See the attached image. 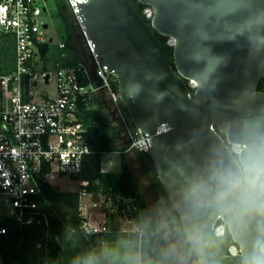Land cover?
Here are the masks:
<instances>
[{
  "label": "water",
  "instance_id": "1",
  "mask_svg": "<svg viewBox=\"0 0 264 264\" xmlns=\"http://www.w3.org/2000/svg\"><path fill=\"white\" fill-rule=\"evenodd\" d=\"M138 2L150 8L149 24L132 0L80 6L98 58L81 54L79 64L93 88L101 84L97 64L117 73L133 132L171 127L153 135L146 154L196 264H245L264 248V213L221 209L209 189L221 170L264 146V92L256 89L264 79V0ZM154 33L172 42L174 68ZM98 92L105 106L106 93ZM219 220L226 230L218 236Z\"/></svg>",
  "mask_w": 264,
  "mask_h": 264
},
{
  "label": "built area",
  "instance_id": "2",
  "mask_svg": "<svg viewBox=\"0 0 264 264\" xmlns=\"http://www.w3.org/2000/svg\"><path fill=\"white\" fill-rule=\"evenodd\" d=\"M47 1L0 0V32L12 35L15 41L13 70L0 74V237L9 229L1 224L5 220L19 224L34 221L39 182L51 185L57 178H66L67 186L77 185L73 192L77 193L83 232L102 234L111 229L138 232L132 215L133 199L117 198V204L112 207L109 196L87 190L89 182L81 174L84 159L92 151L85 140L86 129L79 108L87 103L92 92L99 96V89L104 90L105 100L121 120L127 135L125 152L147 153L153 135L167 132L171 127L162 122L156 125L153 135L133 132L119 103L120 78L105 65H96L99 88L92 87L75 57L63 63L55 62L52 71L43 70L46 57H41L39 50L45 43L50 46L52 41L45 37L44 26L48 24L42 21L43 15H49ZM88 1L64 0L82 38L86 57L96 61L95 45L87 37L80 13V6ZM144 9L142 14L150 20V8ZM166 44L171 47L172 42ZM59 46L65 48L64 43ZM53 80L54 95L36 91L39 84L49 86ZM120 204L126 206L119 208ZM225 229L223 224L217 226L216 235H222Z\"/></svg>",
  "mask_w": 264,
  "mask_h": 264
},
{
  "label": "trees",
  "instance_id": "3",
  "mask_svg": "<svg viewBox=\"0 0 264 264\" xmlns=\"http://www.w3.org/2000/svg\"><path fill=\"white\" fill-rule=\"evenodd\" d=\"M59 14L68 9L64 0H53ZM57 3V4H56ZM133 8L144 21V8L138 0H132ZM69 10V9H68ZM70 12V11H69ZM64 20V19H63ZM164 46L168 60L173 67L172 50L167 39L154 33ZM69 47V40L65 42ZM15 41L12 35L0 32V74H8L14 67ZM71 48V47H69ZM49 47H40L41 57H46ZM79 57H75L77 62ZM117 88V87H116ZM190 93L193 89L189 88ZM121 107V106H120ZM123 113H126L125 109ZM81 122L86 129L85 140L92 153L84 159L82 179L87 180V190L94 194H105L111 199V206L120 200L133 199L138 232H118L115 229L102 234H86L81 229L76 192H62L52 185L39 182L35 219L30 224H19L15 220H5L8 232L0 237V257L2 264H105L102 259V244L135 242L137 244L136 264H176L162 230L139 187L134 173L125 158V150L117 141L116 127L112 125L99 96L92 92L86 104L79 108ZM128 127L131 124L126 121ZM120 155V170L112 173L102 170L101 157L105 154ZM139 153L144 173L151 182V192L169 225L172 233L184 239L185 255L190 264H196L188 243L181 230L179 219L158 181L149 170L151 161L146 153ZM149 164V165H148ZM154 171V170H153ZM126 205L120 204V207ZM217 221L216 227L222 225ZM226 228V226H224Z\"/></svg>",
  "mask_w": 264,
  "mask_h": 264
},
{
  "label": "rangeland",
  "instance_id": "4",
  "mask_svg": "<svg viewBox=\"0 0 264 264\" xmlns=\"http://www.w3.org/2000/svg\"><path fill=\"white\" fill-rule=\"evenodd\" d=\"M47 8L49 15H43L42 21L47 23L48 26L44 29V35L47 39H51V43L46 55V64L43 70L52 71L53 64L55 62L63 63L71 57H75L74 51L69 48H60V44L68 41V32L64 20L61 19L58 12L57 6L53 0L47 1ZM145 10V9H143ZM36 91L42 93L43 91L48 92L50 95H54V80L49 86L39 84ZM116 125L115 123H112ZM124 144V143H123ZM122 144V146H123ZM231 149L234 152L239 150V147L232 146ZM102 169L107 172L118 173L120 170V155L118 153L106 154L101 157ZM135 166V167H134ZM133 166V170L137 165ZM135 177L139 187L144 192V197L148 202L161 230L165 240L172 249L174 256H179L180 252L175 250L176 241L173 240L169 225L164 219L162 211L157 204L156 198L154 197L151 190L148 189V183L145 182L142 174L135 172ZM66 178H57L51 185L62 192H73L76 191L77 185L72 183L71 186H67ZM233 250H235L233 248ZM102 257L105 264H136L137 262V249L136 243H105L102 246ZM181 262V260H180ZM183 264V261L181 262Z\"/></svg>",
  "mask_w": 264,
  "mask_h": 264
},
{
  "label": "clouds",
  "instance_id": "5",
  "mask_svg": "<svg viewBox=\"0 0 264 264\" xmlns=\"http://www.w3.org/2000/svg\"><path fill=\"white\" fill-rule=\"evenodd\" d=\"M209 195L221 209L238 204L264 213V146L253 145L235 166L221 170ZM245 264H264V248Z\"/></svg>",
  "mask_w": 264,
  "mask_h": 264
},
{
  "label": "flooded vegetation",
  "instance_id": "6",
  "mask_svg": "<svg viewBox=\"0 0 264 264\" xmlns=\"http://www.w3.org/2000/svg\"><path fill=\"white\" fill-rule=\"evenodd\" d=\"M57 9H58V7H57ZM60 17H61L62 20L64 19V22L66 24V29H67V32H68L69 47H71V48H69L66 45V43L63 42L65 44V48H69L72 51H74L75 57L78 56L80 58L81 54H84L86 56L85 51H84V47H83L82 38L80 37V35L78 33V30H77L75 24L73 23V20H72V17H71V14H70L69 10L68 9L67 10L64 9L62 14H60ZM256 89L258 91H260V92H264V79L263 78H261L258 81ZM104 108H105V110H106V112L108 114V117H109L111 123H115L116 124V125L112 124L113 126L116 127V132H117V141L116 142L118 144H121V145L123 143L126 144V142H127V137L126 136L127 135H126V133L124 131V127H123V125L121 123V120L113 112L112 107L108 104L107 101L105 102ZM139 156L140 155H139V153L137 151H128V152L125 153V158L129 162V165H130V167H131V169H132V171L134 173V177H135V172L141 173L143 178L145 179V182L148 183V189L151 190V182H150L149 178H147L146 174L144 173V169H143L142 163H141V161L139 159ZM134 165H137L135 170H133V166ZM149 168H150L149 172H150L151 176L154 179H156L155 170H154L152 164H151V166H149ZM135 179H136V177H135ZM171 234H172L173 240L176 241L175 250L180 252L179 256H174L173 253H172V249L169 246V249H170V251H171V253H172V255H173V257H174V259L176 261V264H181L182 261H183V264H190V262L188 261L186 255H185V252H184V249H186V244H185L184 239L174 235L172 233V231H171ZM180 260H181V262H180Z\"/></svg>",
  "mask_w": 264,
  "mask_h": 264
},
{
  "label": "crops",
  "instance_id": "7",
  "mask_svg": "<svg viewBox=\"0 0 264 264\" xmlns=\"http://www.w3.org/2000/svg\"><path fill=\"white\" fill-rule=\"evenodd\" d=\"M125 146H126V144L124 143L123 144V146L122 145H120V147H122V148H125ZM106 155V154H105ZM103 170V169H102ZM104 171V170H103ZM118 243V242H117ZM125 243H135V242H125ZM105 244V243H104ZM102 246H103V244H102ZM136 249H137V244H136ZM102 259H103V257H102ZM104 261V260H103ZM105 263V262H104ZM137 263V262H136Z\"/></svg>",
  "mask_w": 264,
  "mask_h": 264
}]
</instances>
